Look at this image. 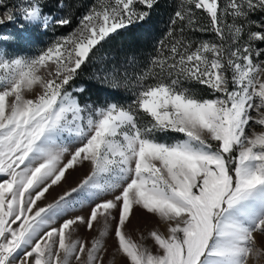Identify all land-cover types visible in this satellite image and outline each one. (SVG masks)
I'll use <instances>...</instances> for the list:
<instances>
[{"label":"snow or ice","instance_id":"obj_1","mask_svg":"<svg viewBox=\"0 0 264 264\" xmlns=\"http://www.w3.org/2000/svg\"><path fill=\"white\" fill-rule=\"evenodd\" d=\"M163 6L0 0V264H264V0Z\"/></svg>","mask_w":264,"mask_h":264},{"label":"trees","instance_id":"obj_2","mask_svg":"<svg viewBox=\"0 0 264 264\" xmlns=\"http://www.w3.org/2000/svg\"><path fill=\"white\" fill-rule=\"evenodd\" d=\"M170 11L171 9L167 7V0H164V6L161 8L160 14L154 18L153 24L148 30H139L135 33L122 36L116 43H135L138 45L149 43L153 36H158L164 31L165 22L168 19V13Z\"/></svg>","mask_w":264,"mask_h":264},{"label":"rangeland","instance_id":"obj_3","mask_svg":"<svg viewBox=\"0 0 264 264\" xmlns=\"http://www.w3.org/2000/svg\"><path fill=\"white\" fill-rule=\"evenodd\" d=\"M80 177H81V173L80 172L73 173L72 177L68 181V185L67 186L68 187L74 186L75 182ZM62 191H63V189H61V188H56L55 191L50 190L52 195L49 196V200H51L55 196L59 195ZM138 215L141 217V222L139 224V227L141 228V230L146 232L148 229L153 227L155 221H154V219L151 216H149V215H147V214H145L143 212L138 213ZM135 224H136V221H133V225H135ZM132 235H133L134 238L136 237V233L134 231H133ZM109 243L111 244L112 241H109ZM148 243L151 244V241H148ZM257 245L258 246H264V245H262V242H261V234H257Z\"/></svg>","mask_w":264,"mask_h":264}]
</instances>
